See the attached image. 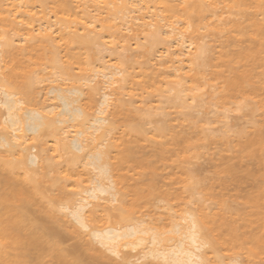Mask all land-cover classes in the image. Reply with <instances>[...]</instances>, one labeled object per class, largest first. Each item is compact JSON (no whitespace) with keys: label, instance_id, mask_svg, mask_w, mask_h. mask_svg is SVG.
<instances>
[{"label":"rangeland","instance_id":"obj_1","mask_svg":"<svg viewBox=\"0 0 264 264\" xmlns=\"http://www.w3.org/2000/svg\"><path fill=\"white\" fill-rule=\"evenodd\" d=\"M186 1L131 0L126 9L120 0H0V40L13 41L12 47L0 53V132L11 130L7 107L2 102L6 99L4 90L17 91L31 78L29 99L21 93L16 94L17 99L23 100L20 104L23 112L46 107L61 111L62 101L51 92L59 83L63 88H82L80 107L97 117L102 115L99 112L102 95L111 92V105L105 116L107 124L113 127L106 137V144L114 146L112 164L116 166L118 152L127 143L137 150V162L125 164L113 171L110 179L103 180L115 187L111 191L119 192L117 199L122 197L124 204L120 205L118 200L110 203L107 198L112 195L109 194H100L102 199L97 201L89 198L94 203L101 201L105 208H96L97 217L89 209L86 217L93 216L89 218L91 222L87 221L89 227L78 232L79 222L63 205L67 199L81 198L79 191L95 187L99 182L98 171L88 164L87 157L73 162L71 154L59 150L60 154L55 148V133L35 137L26 130L28 123L21 127L18 133L25 136L29 150L47 152H42L36 176L38 171L33 174L26 167L13 171L16 187L33 190L35 183L31 178L34 176L43 189V193L35 195L34 214L43 217L49 225H56L54 216L57 219L60 216L61 229L66 234L62 246L66 249L81 245L86 257L94 258L95 253L86 247L93 241L102 248L99 239L92 236L95 241H89L94 227L116 225L124 230L125 226L138 221H144L143 227L152 228L148 237L161 232L163 238L169 239L166 243L170 246L178 237L184 238L183 228L189 223L188 211L200 217H223L240 223L243 220L240 217L256 210L251 197L262 194L258 189L264 190V79L260 77L264 72V34L257 36L249 30L251 16L264 22V0H247L241 7L234 6L231 0H204L203 8L194 18L185 15ZM120 8L123 10L119 13ZM17 10L23 15L18 16L22 17L20 20L13 14ZM86 16L98 26L95 28L97 41L88 46L69 39L75 29L81 28ZM150 21L161 25L164 31L159 38L161 43L153 47L148 39L155 27L142 26ZM48 22L59 30L53 37L46 33L38 35L39 26ZM73 22H77V26ZM68 25L71 28H66ZM33 32L36 40H31ZM85 32L79 30L78 33ZM184 39L194 42L195 53L203 52L202 59L200 57L193 64L180 60L183 58L181 50L187 46ZM257 46L263 47H260L263 51L258 63L246 60L245 55ZM54 53L58 54L59 64L66 71L52 64ZM233 58L236 66L229 69L227 62ZM119 70L124 72L118 76L122 81L110 86L104 73ZM96 71L100 72L98 76ZM243 72H250L252 81L240 89H230V80ZM182 75L183 85L179 88L184 87L188 94L183 97V93V101L189 103V107L192 104L193 109L182 108L180 99L177 105L170 102L174 91L168 89L179 82ZM90 77H94L93 82H89ZM127 77L128 81H124ZM55 78H58L57 83ZM192 95L193 98L196 95L200 104L190 99ZM147 109H153L156 114H146ZM139 123L143 124V132L131 131L130 126ZM66 124L58 125H69L68 131L79 128L76 124V128L70 126L72 123ZM163 124L168 130L158 131ZM90 129L82 137L85 136V143L89 141L92 147L96 137L99 141L100 132L96 135L94 129ZM243 131L252 136L261 135V142L251 150H242ZM91 137L96 138L95 142ZM5 148L0 145V155L5 154V157L0 156L2 175L9 172L5 160L19 161L18 155ZM48 155L54 158L52 164L49 163L51 159L46 161ZM230 168H234L233 173L228 172ZM251 172H256L259 178L252 173L253 178ZM54 180L57 181L54 183ZM263 194L259 203L264 205ZM83 196L90 197L89 194ZM106 206H110V210ZM124 216L128 221L123 220ZM221 243H218V254L210 245L205 246L210 264L224 261L231 264L236 260L240 264H264L262 256L255 259L246 249L232 248L226 242L220 248ZM121 260L107 264H121ZM43 263L57 264V261L54 255H49Z\"/></svg>","mask_w":264,"mask_h":264},{"label":"bare ground","instance_id":"obj_2","mask_svg":"<svg viewBox=\"0 0 264 264\" xmlns=\"http://www.w3.org/2000/svg\"><path fill=\"white\" fill-rule=\"evenodd\" d=\"M120 1L123 2V8L127 9V5H129L131 0ZM231 1L234 6L241 7L245 5L247 0ZM203 2L204 0H187V4L184 8L185 15L188 18H194V15L198 13L201 8H203ZM86 10H88V8H86ZM122 10L123 9L120 8L117 10V12L120 13L122 12ZM88 13L89 12L87 11L86 14L88 15ZM13 14L16 19L18 16H23L21 15L19 10L15 11V13ZM19 17V20L22 19V17ZM251 18L252 19L250 21L252 23V26L249 31L257 36L260 34H264V22L258 21L256 17L254 18L251 16ZM81 24V28L76 27L77 29H75L74 35H70V41L73 43H79L84 46L96 43L95 41L97 40L95 36H97V33L95 31V28L98 27L96 21H94L91 17L86 16L85 21L81 22ZM158 25V23H154L152 21L145 22L142 25L143 27L148 26L150 27V29L152 27H155V29L153 28V31L151 30L152 32L149 33L151 35L148 41L150 42L151 47L159 44V38L164 32L163 29H161V25ZM90 26L93 27V30L90 28ZM54 27L55 25L52 23H43L37 29L38 35H40L39 33H46L45 35L53 37V34L59 30L58 28L55 29ZM66 28H71V25H68ZM73 28L75 27L73 26ZM88 28H90V30ZM31 30H33V28ZM79 30H85L86 32L84 34H80L78 33ZM32 34L33 35L31 36V40H36L37 38L36 36H34V32ZM23 39V41H27V38ZM186 44L187 46L185 47V49L183 48L184 50H181L180 56L183 57L180 59L181 61H186L187 63L193 64L198 59H200V57L201 59L203 58V52L199 55L195 53L196 50L194 51L195 48L193 47L194 42L191 39L185 40L184 45ZM12 45L13 41H11L10 39H4V41L1 39L0 53L6 52L9 47H12ZM260 47L257 46L255 49H250L249 52L245 55V59H251L254 63H258L259 56H261V53L263 51L261 49L263 47ZM57 55L58 54L54 53L51 57L52 64L56 68L61 69L62 71H66L61 66V64H59L60 60L58 59ZM233 60L234 58L230 60V62H227V68L233 69L234 66H236L235 63L232 62ZM96 72V75H99L100 72ZM249 73L243 72L241 74H237L233 80H230L229 88L237 90L244 86L246 83H250L252 81V78H250L252 75L250 73V76ZM261 73V76L260 74L259 76L261 77V79H264V72ZM123 74L124 72L122 70H119L112 71L110 73H104V76L107 77V83L110 86H113L122 81L118 78V76ZM179 77L181 79L179 80V82H177L178 85L175 86L177 84L176 83L174 84V86H171L168 89L169 92L174 91L171 101L169 100V98L168 100L171 103L176 104L177 99H180V101H182L180 104L182 108L185 106L184 108L191 109L193 105L190 104L189 107V105H187L189 103H184L183 101V97H187L188 94L186 95V89L184 87L183 89L179 88L183 85L182 81L184 79L183 75ZM88 79H91V77ZM93 79L89 80V82H93ZM57 80L58 78L54 79L55 82ZM124 81H128V77L124 78ZM32 85L33 81L31 80V78H29L26 81L25 86H22L17 91L9 89L4 90L6 99L2 101L5 107H7L6 111L12 131L10 130V132H8L3 130L2 132H0V145L6 147L7 152H10L15 156L18 155L19 161L17 163H12L10 160H5V164L9 166V172L5 175L0 174V264H44V259L49 255L55 256L57 264H107L109 261L111 262L115 259H122L121 264H135L134 261L141 262L140 264H210V260L207 257L208 255L204 250L205 246L210 245L211 249L218 254L220 251V249L218 248L219 242H222L221 245H219L220 248L222 247L223 243H227L232 248L246 249L251 257L255 256V259H261L262 257H264V205L259 203V200L263 197L262 194L264 193V190L261 191V189H258L257 191L259 193L262 192V194L256 196L255 198H253L254 196L251 197V201H253L252 204L254 203L256 205V210L250 211L244 216L243 214H241V216H243L242 218L239 215L240 219H243L240 223L228 220L223 217L219 219L214 216L200 217L199 215H197V213L188 211L187 214H189V223L188 225H186V227L183 228L184 231L182 229L183 233L181 232L182 237L184 236V238L178 237V239H175L173 245L169 244L170 246H168L166 243V241H169V239L167 237L163 238L161 232H154L152 233L151 237H148L147 235L148 233H150L152 228L149 226H146L145 228V226L143 227L144 221H138L129 224L127 227L125 226L124 230L122 229V226L119 228V226L117 227L116 225H110L105 228L94 227L91 230V237L93 236L96 239H99V243L102 247L100 248L99 246H96L97 244L92 241L93 237L91 238V240H89L92 242H88L89 244H86V247L95 253L94 258L86 257L84 248L81 245H77L71 249L64 248L62 244L66 238V234L64 232V236L61 229L60 223L62 224V222H60V216L58 217V219L56 216H54L56 225H49L43 217L36 216L34 214L33 205L35 204V195L38 193H43V189L34 178V176H32L31 178V180L35 183L33 190L16 187V179L12 174L13 171L17 168L26 167L34 174L38 171L37 165L39 164V161L42 160L43 152L33 153L31 150H29L27 145H25V143L27 142L25 136L21 135V133H18L21 130V127L28 123L29 128H27L26 130L31 132L35 137H41L44 135L51 136L50 133H55L56 139H54L56 141H54L57 145V147L55 146V148L58 152L59 150H61L65 153L71 154V160L73 162H78L84 158L86 159L87 157L89 158L88 160H90L88 164L91 163L92 166H94L98 171L97 176L99 177V182H97L98 184H96L95 187L79 191L81 193V198L79 197L78 199H67L68 201L63 205V207L70 210L68 212H70L79 222L80 227L82 226L81 228L79 227L77 229L78 232H80V230L82 231V228L89 227L87 221L90 218L91 214L90 216L87 215L89 216V218L86 217L87 212L90 213L88 210L90 209L91 213L93 212L95 217H97L98 213L95 214L97 211L96 208L102 207V204L100 203L101 201H99V203H94L91 199H102L100 198L102 197L100 196V194H109L112 195V198H107L109 202L111 201L110 203L118 200L120 201L119 203H121L120 205L124 204L125 200L122 197L117 199V194L119 192L114 193L111 191L114 190L115 187L113 185H107L103 180L110 179L112 172L117 169L123 168L125 164L129 162H137V150H135L131 146V143H127L125 148L118 152L119 159L116 166L112 164L111 159L114 146H108L106 144V137L111 134L113 127L107 124L108 117L105 116L106 111L111 105V98L113 96L111 92H105L102 95V101L100 102L101 105H99L101 106L99 107V112L102 115L97 117L96 115H94L95 118L79 105L78 101L84 94L82 88L78 86L63 88L64 85L59 86V83L56 86L52 87L51 92L56 93V98L62 101L63 109L61 111L55 112L54 107L48 109L46 107L40 108L41 110H39V108H30L27 111L23 112V108L20 107V104H22L23 100L21 98L17 99L18 97L16 96V94L21 93L25 96V98L27 97L29 99V96L31 95ZM183 93H185L184 96ZM193 96L194 95H192L190 99L199 103L196 95L194 98ZM197 97L200 98L201 96H198L197 94ZM147 110L149 111H147L148 113L146 112V114L150 116L156 114L154 113L153 109L152 111L151 109ZM189 114H191V110L189 111ZM66 123H72V125L70 124L71 127L79 128H76L77 130L74 129L73 131H68L67 128L69 125ZM88 123H90V125ZM58 124H66L68 126L59 127ZM75 124L76 127L74 126ZM142 126L143 124L141 123L134 124L130 126V129L131 131L142 133ZM90 128L94 129L93 132H96V135H98L97 133L100 132L99 141H97L98 137L96 136H94L97 138L96 142L94 140L96 138H90L93 140H91L92 142H95L93 143L94 145L90 143L92 147L89 146V141L85 143V141H87L84 139L85 136L84 138L82 137ZM166 130H168V128L164 124L158 128V131L160 132H165ZM56 132L58 133L56 134ZM93 132H91V134ZM241 134L243 137H245V140L241 142V148L244 151L251 150L262 140L261 135L252 136L244 131L241 132ZM44 152H47V150H44ZM3 155L5 154L3 153L2 156ZM50 159L51 162L49 161ZM53 159L48 155L46 161H49V163L52 164ZM233 171L234 168H230L228 172L233 173ZM252 173L253 176L255 175V178H259V176L256 175V172H251V176ZM37 174H39V171L34 175L36 176ZM55 181L57 180H54V183ZM82 193L83 195L87 194V196L89 194L90 197H84ZM77 195H79V193H77ZM90 207L95 208L92 209ZM106 207L107 209L109 208V210L111 208L110 206ZM120 209L121 206L118 208V210ZM50 213L53 215V210H50ZM63 216L65 217V215ZM64 217H62V220H64ZM92 217L93 216H91V218ZM123 220L128 221L125 216L123 217ZM77 231L75 229L76 233ZM82 233L78 234L81 235ZM171 239L173 238H170V240ZM93 240L95 241V239ZM257 256L262 257L258 258ZM223 264H225V261ZM231 264H240V262L236 260Z\"/></svg>","mask_w":264,"mask_h":264}]
</instances>
